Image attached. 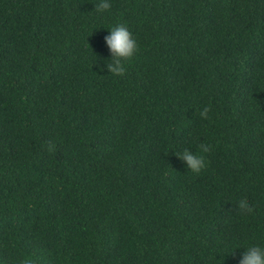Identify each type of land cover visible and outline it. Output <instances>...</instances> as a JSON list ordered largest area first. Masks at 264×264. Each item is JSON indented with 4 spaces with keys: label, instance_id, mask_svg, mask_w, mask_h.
I'll list each match as a JSON object with an SVG mask.
<instances>
[{
    "label": "trees",
    "instance_id": "obj_1",
    "mask_svg": "<svg viewBox=\"0 0 264 264\" xmlns=\"http://www.w3.org/2000/svg\"><path fill=\"white\" fill-rule=\"evenodd\" d=\"M96 3L0 0V264H238L264 244V0Z\"/></svg>",
    "mask_w": 264,
    "mask_h": 264
},
{
    "label": "clouds",
    "instance_id": "obj_2",
    "mask_svg": "<svg viewBox=\"0 0 264 264\" xmlns=\"http://www.w3.org/2000/svg\"><path fill=\"white\" fill-rule=\"evenodd\" d=\"M111 0H98L95 4L97 13H103L110 10ZM108 29V34L103 37L104 44L108 49L110 59L97 67L103 70L107 69L108 74L122 75L125 71L124 62L135 55L138 50V42L133 37V34L123 24H116ZM207 109H204L201 115H206ZM201 151L207 152V145H200ZM186 166L187 169L194 173H198L204 166L205 162L201 156L193 153L190 149H184L182 152L175 154ZM238 208L241 212H250L252 209L246 199L238 201ZM243 247L240 254L238 264H264V244L252 243L246 246H236L229 250L232 253L233 249ZM6 264H35L30 255L21 254L18 258L9 256Z\"/></svg>",
    "mask_w": 264,
    "mask_h": 264
}]
</instances>
